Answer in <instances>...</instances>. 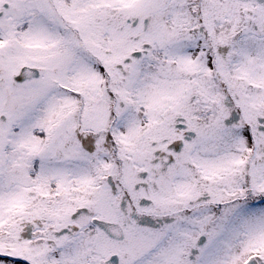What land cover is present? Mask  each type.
Segmentation results:
<instances>
[{"label": "snow or ice", "instance_id": "1", "mask_svg": "<svg viewBox=\"0 0 264 264\" xmlns=\"http://www.w3.org/2000/svg\"><path fill=\"white\" fill-rule=\"evenodd\" d=\"M0 264H264V0H0Z\"/></svg>", "mask_w": 264, "mask_h": 264}]
</instances>
